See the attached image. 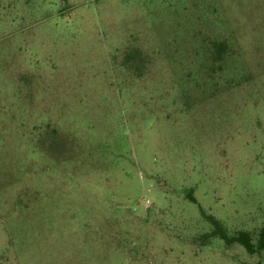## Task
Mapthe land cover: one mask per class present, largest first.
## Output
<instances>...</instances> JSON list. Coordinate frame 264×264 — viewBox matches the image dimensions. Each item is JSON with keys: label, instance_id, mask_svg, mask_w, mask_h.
<instances>
[{"label": "rangeland", "instance_id": "obj_1", "mask_svg": "<svg viewBox=\"0 0 264 264\" xmlns=\"http://www.w3.org/2000/svg\"><path fill=\"white\" fill-rule=\"evenodd\" d=\"M203 214L264 220V0H0V264H264Z\"/></svg>", "mask_w": 264, "mask_h": 264}, {"label": "trees", "instance_id": "obj_2", "mask_svg": "<svg viewBox=\"0 0 264 264\" xmlns=\"http://www.w3.org/2000/svg\"><path fill=\"white\" fill-rule=\"evenodd\" d=\"M212 56L211 59L214 62L221 61L224 54L227 52V45L224 42H212ZM139 58L138 54H129L127 56L128 59H137ZM186 199L190 202L196 204L195 198L190 194H186ZM204 218L210 223L212 227V231L210 232L213 236H218L221 240L225 242H233L238 243L248 254H254L260 252L264 249V220L262 226L260 227L257 235H256V242L252 243L251 235L248 232L239 231L231 236H228L222 225L220 224L219 220L214 218L212 215L203 214Z\"/></svg>", "mask_w": 264, "mask_h": 264}]
</instances>
